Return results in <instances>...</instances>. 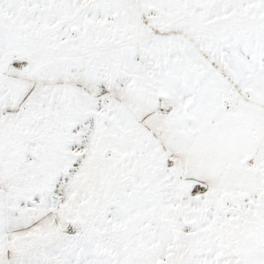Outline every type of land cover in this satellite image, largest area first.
<instances>
[{
    "label": "snow or ice",
    "instance_id": "1",
    "mask_svg": "<svg viewBox=\"0 0 264 264\" xmlns=\"http://www.w3.org/2000/svg\"><path fill=\"white\" fill-rule=\"evenodd\" d=\"M0 264H264V0H0Z\"/></svg>",
    "mask_w": 264,
    "mask_h": 264
}]
</instances>
